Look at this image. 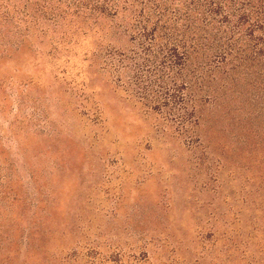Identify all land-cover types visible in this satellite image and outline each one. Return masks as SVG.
I'll return each mask as SVG.
<instances>
[{
    "label": "rangeland",
    "instance_id": "374dc122",
    "mask_svg": "<svg viewBox=\"0 0 264 264\" xmlns=\"http://www.w3.org/2000/svg\"><path fill=\"white\" fill-rule=\"evenodd\" d=\"M21 6L0 0L21 27L0 48V264H264V119L173 97L177 65L129 19Z\"/></svg>",
    "mask_w": 264,
    "mask_h": 264
},
{
    "label": "trees",
    "instance_id": "16d2710c",
    "mask_svg": "<svg viewBox=\"0 0 264 264\" xmlns=\"http://www.w3.org/2000/svg\"><path fill=\"white\" fill-rule=\"evenodd\" d=\"M20 1L17 19H129V30L147 37L146 51L159 47L177 65L173 97L187 90L196 99L206 90L218 105L233 101L243 114L264 119V0ZM3 15L0 48L8 49L21 27Z\"/></svg>",
    "mask_w": 264,
    "mask_h": 264
}]
</instances>
